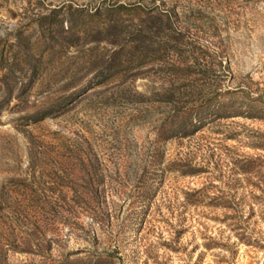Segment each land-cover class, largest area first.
<instances>
[{
	"label": "rangeland",
	"instance_id": "374dc122",
	"mask_svg": "<svg viewBox=\"0 0 264 264\" xmlns=\"http://www.w3.org/2000/svg\"><path fill=\"white\" fill-rule=\"evenodd\" d=\"M0 264H264V0H0Z\"/></svg>",
	"mask_w": 264,
	"mask_h": 264
}]
</instances>
